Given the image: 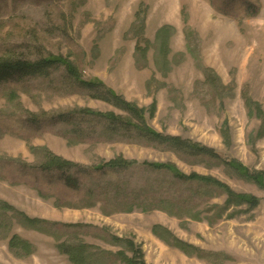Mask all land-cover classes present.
Instances as JSON below:
<instances>
[{
    "label": "rangeland",
    "instance_id": "1",
    "mask_svg": "<svg viewBox=\"0 0 264 264\" xmlns=\"http://www.w3.org/2000/svg\"><path fill=\"white\" fill-rule=\"evenodd\" d=\"M6 58H62L155 133L215 156L81 113L139 122L66 65L0 81V201L19 212L0 209V264H75L61 245L90 247L89 264H125L135 250L147 264H264V0H0ZM53 157L75 166L47 170ZM169 167L260 205L229 204L224 189ZM14 236L32 255L11 250Z\"/></svg>",
    "mask_w": 264,
    "mask_h": 264
},
{
    "label": "trees",
    "instance_id": "2",
    "mask_svg": "<svg viewBox=\"0 0 264 264\" xmlns=\"http://www.w3.org/2000/svg\"><path fill=\"white\" fill-rule=\"evenodd\" d=\"M168 27H164L158 32V38L162 36V34L165 33L166 30H168ZM66 65L67 72L69 75L76 81H78L83 87H86L90 90H97L98 94L97 98L106 100V101H112L113 104L119 106L124 111L128 112L135 118L139 120V122H133L130 120V118H118L115 117L113 114H101V113H95L91 110H81L80 112L83 114H90V115H96L99 117H103L105 119H108L110 121H121L127 126L134 127L140 134H143L147 137H151L161 143H166L174 147H179L180 149H184L185 151L196 154V155H208V156H215L213 154L212 150H209L207 148H204L202 146L198 145H192L190 143L184 142L180 140L179 138H164L160 134L155 133L149 127H147L143 114L141 111L131 103L125 101L124 99H121L117 97L111 90L107 89L103 83H96V82H85L82 81L80 78L79 73L77 70L73 67V65L62 59V58H52V59H42L37 62H32L29 60H22V59H14V58H6L0 60V81H6L16 75L18 76H32V75H38V74H46L50 69L56 67L57 65ZM131 164H126L125 162H109L106 164V167H109L111 169H120V168H128ZM75 164H72L70 162H66L61 160L58 157H53L52 162L50 164H47L45 167L47 170L52 169H69L71 167H74ZM229 166L235 171H238L242 175L248 178L257 179L260 183H262L261 176H250L245 169H243L239 164H236L234 162L229 163ZM156 168L163 169L164 166H155ZM171 168V171L175 173V171ZM176 176L179 179L183 180H189V181H198L199 183L205 184L207 186H213L222 188L225 191H227L228 194V200L227 202L229 204L235 205V206H248L251 210L256 209L260 202L255 196H247V195H237L232 192H230L227 187H225L223 184L218 182L217 180H214L212 178H206L203 176H199L197 174H193L191 176H184L179 173H175ZM74 179L71 177L67 178V185L72 186L71 184L74 183ZM76 183V182H75ZM78 185V183L75 184V186ZM0 209L7 212H12L16 210L13 208V206L8 205L5 202L0 201ZM26 222L31 224L32 226H37L41 223L38 219H30L26 217ZM43 223V222H42ZM156 231V230H155ZM156 233V232H155ZM132 246V244H131ZM176 246L180 249L183 248L184 244L176 240ZM133 247V246H132ZM10 248L15 253H18L20 256H29L32 255L34 246L29 242L26 241L18 236H14L11 239L10 242ZM91 248L84 245H61L59 247V250L61 253L68 255L70 260L75 264H89L90 263V254L89 250ZM133 250V248H131ZM135 256L130 258L126 257L124 254H120L122 256V260L125 264H147L145 259L142 257V255L139 253V250H135Z\"/></svg>",
    "mask_w": 264,
    "mask_h": 264
}]
</instances>
